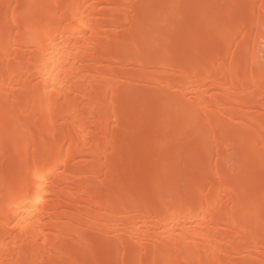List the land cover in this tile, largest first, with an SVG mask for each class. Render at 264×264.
I'll return each mask as SVG.
<instances>
[{
    "label": "bare ground",
    "instance_id": "obj_1",
    "mask_svg": "<svg viewBox=\"0 0 264 264\" xmlns=\"http://www.w3.org/2000/svg\"><path fill=\"white\" fill-rule=\"evenodd\" d=\"M263 47L264 0H0V264H264Z\"/></svg>",
    "mask_w": 264,
    "mask_h": 264
},
{
    "label": "rangeland",
    "instance_id": "obj_2",
    "mask_svg": "<svg viewBox=\"0 0 264 264\" xmlns=\"http://www.w3.org/2000/svg\"><path fill=\"white\" fill-rule=\"evenodd\" d=\"M264 48V47H263ZM188 131H185V132H183V133H181V134H179V136L184 140L185 139V137L186 136H188ZM195 133H196V135L198 134V136H201V134H202V132H199V131H195ZM187 138V137H186ZM155 147H157V148H161L162 149V145H160L158 142H156V145H155ZM145 150V149H144ZM261 157L258 159V160H256L257 162L256 163H252L253 164V166H251L252 168H255V165H257V163L259 164V166L260 167H262V170L264 171V167H263V165H264V155L262 154V155H260ZM263 157V158H262ZM251 164V165H252ZM255 164V165H254ZM262 164V165H261ZM259 166H256V167H258V168H256V169H261ZM261 170V171H262ZM201 169H198L197 171H196V174H199V173H201ZM204 179H205V177H203V176H199V178H197V181L200 183V182H203L204 181ZM263 183H264V180H263Z\"/></svg>",
    "mask_w": 264,
    "mask_h": 264
},
{
    "label": "snow or ice",
    "instance_id": "obj_3",
    "mask_svg": "<svg viewBox=\"0 0 264 264\" xmlns=\"http://www.w3.org/2000/svg\"><path fill=\"white\" fill-rule=\"evenodd\" d=\"M36 175H37V177H39L40 173H39V172H37V173H36Z\"/></svg>",
    "mask_w": 264,
    "mask_h": 264
}]
</instances>
